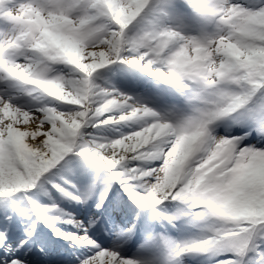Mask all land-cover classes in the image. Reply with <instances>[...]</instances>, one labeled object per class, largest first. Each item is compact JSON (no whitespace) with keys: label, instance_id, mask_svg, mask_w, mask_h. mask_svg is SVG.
Segmentation results:
<instances>
[{"label":"snow or ice","instance_id":"1","mask_svg":"<svg viewBox=\"0 0 264 264\" xmlns=\"http://www.w3.org/2000/svg\"><path fill=\"white\" fill-rule=\"evenodd\" d=\"M49 186L96 212L42 205ZM21 192L0 264H264V0H0V198ZM137 230L159 262L121 254Z\"/></svg>","mask_w":264,"mask_h":264},{"label":"rangeland","instance_id":"2","mask_svg":"<svg viewBox=\"0 0 264 264\" xmlns=\"http://www.w3.org/2000/svg\"><path fill=\"white\" fill-rule=\"evenodd\" d=\"M117 133L118 132H115V131H113V132H107L106 131L102 134L107 135V136H112V135H115ZM252 142L256 143L255 140H253ZM88 167L91 168L92 166L89 165ZM69 168L72 169V171L71 172L66 171L64 173V175L67 179H69L72 183L76 184L77 187H81V185L87 183L88 173L85 170H83L81 168H77L75 166V164L69 165ZM64 187L68 191L74 192V190L71 189L70 187H68L67 185H65ZM115 193H118L120 195V197H122V198L124 197V199L128 200L127 197L124 196L123 193L120 191V186L118 184L112 185V193H110V195L113 196V194H115ZM24 195H25V193L21 192V193L14 194L13 199L9 198V199L5 200L3 198H0V218L3 217L5 212H9V213L14 214L16 207L25 206L27 204V200L23 199ZM28 195L30 196L31 192H29ZM39 202L42 205L51 208L53 211H56V209H59L61 212L69 213V214H74L73 213L74 211H79L78 207L81 205V204H77L73 201H70L68 199H65L55 189L50 188V186H49V196L41 197ZM127 202H128V204H130V201H127ZM53 205H55V208H53ZM82 206L84 207V209H85V206H86V208L88 206L94 207V201L89 200L87 204H82ZM180 207H182V206L176 205V204L166 203L165 205L160 206L159 210L164 212L167 215H172ZM146 211L149 212V210H146ZM59 222H60L59 220H56L54 218V223H56V226H58ZM156 225H158V226H156ZM37 231L41 235H47L51 238V235H50L51 229L45 227L43 224H37ZM163 231L164 230L162 228H160L158 222L155 221L154 225L152 226L151 234L156 235V234H159ZM168 235L170 237L172 236V238L176 239V240L187 239L193 235V230L190 228H184L182 230L171 229V230H169ZM148 239L149 238H147V240H145V241H142L139 245H137V248L135 250L132 249V251L136 252L140 256L147 257V258L152 259L153 261L159 262L163 256V252L157 243L149 244Z\"/></svg>","mask_w":264,"mask_h":264},{"label":"bare ground","instance_id":"3","mask_svg":"<svg viewBox=\"0 0 264 264\" xmlns=\"http://www.w3.org/2000/svg\"><path fill=\"white\" fill-rule=\"evenodd\" d=\"M118 134H119V133H117V134H115V135H112V136H116V135H118ZM114 197H115L116 199H119V198H120V195H119L118 193H115V194H114ZM123 200L128 201V200L124 199V197H123ZM130 204H131V201H130ZM132 208L135 209V212L141 214V221H143L144 219H147V221L153 226V224H154V220L151 219V215H152L151 210H149V212H147L146 210L138 209L135 205H132ZM86 210L88 211V214H89V215H91V214H93V213L96 212L95 207H92V206H88V207L86 208ZM121 213H122V212H121V209H120V208H118V209L114 212V215H115V217L117 218V221H118V222L120 221V219L123 218L122 215H121ZM67 214H69V213H67ZM71 215H72V216H75L76 218H78L77 215H76V213L71 214ZM78 219H83V218H78ZM122 226H124V225H122ZM57 227H59L61 230H64V231H75L74 229H71L70 226H68V225H66V224H64V223H62V222H59ZM105 227H106V225H105ZM96 228H97V225H96ZM99 228H100V230H101L102 232L104 231L103 228L101 227V225H99L98 229H99ZM92 232L94 233L95 237H96V238L98 239V241H99V240H100L99 237L95 234L96 231L94 232V229H92ZM52 237H53L54 239H51V240H53V241H56V240H57L56 237H54V236H52ZM107 237L109 238V241L105 244V246H107V247H112V242H111V241L113 240V238H111V237H109V236H107ZM131 238H132V237H131ZM130 240H131V239H129L127 242H129ZM127 242H126V243H127ZM123 245H124V243H123ZM130 245H132V244H130ZM128 246H129V245H128ZM53 248L56 249V250H59V251L67 252V253H70V252L73 251V250L70 249V248H66L65 242H63V241H60L59 243L53 245ZM119 251H120L121 254H122L123 256H125L126 258H137V259H139V258L143 257V256L137 255V254H135V253H132V251H131L130 249H122V248H120ZM55 255H56V252L54 251V252H53V256L55 257ZM190 264H194V262H191Z\"/></svg>","mask_w":264,"mask_h":264}]
</instances>
